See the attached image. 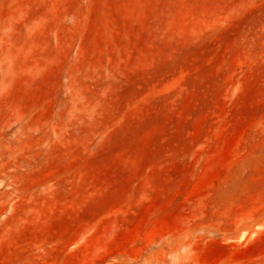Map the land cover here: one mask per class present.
Segmentation results:
<instances>
[{"label":"rangeland","instance_id":"rangeland-1","mask_svg":"<svg viewBox=\"0 0 264 264\" xmlns=\"http://www.w3.org/2000/svg\"><path fill=\"white\" fill-rule=\"evenodd\" d=\"M0 264H264V0H0Z\"/></svg>","mask_w":264,"mask_h":264}]
</instances>
